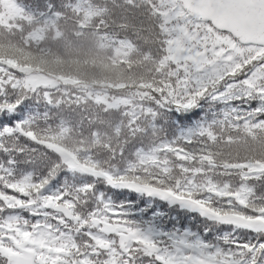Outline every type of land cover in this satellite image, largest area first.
Masks as SVG:
<instances>
[{"label": "snow or ice", "instance_id": "6c2138e0", "mask_svg": "<svg viewBox=\"0 0 264 264\" xmlns=\"http://www.w3.org/2000/svg\"><path fill=\"white\" fill-rule=\"evenodd\" d=\"M0 264H264V0H0Z\"/></svg>", "mask_w": 264, "mask_h": 264}, {"label": "trees", "instance_id": "16d2710c", "mask_svg": "<svg viewBox=\"0 0 264 264\" xmlns=\"http://www.w3.org/2000/svg\"><path fill=\"white\" fill-rule=\"evenodd\" d=\"M132 200H134V198L137 199V197L135 195H132L130 197H128ZM141 206H143V201H141ZM158 207L161 208H169L166 204H163L162 202H158ZM169 215L172 217H177L179 219V226H197L200 223V219L197 217L195 220H193L192 216L193 214H189V213H185L179 209H170L169 208ZM176 221L172 220V221H167L166 223L168 224V226L170 227V225H172L173 223H175Z\"/></svg>", "mask_w": 264, "mask_h": 264}, {"label": "flooded vegetation", "instance_id": "af4514ba", "mask_svg": "<svg viewBox=\"0 0 264 264\" xmlns=\"http://www.w3.org/2000/svg\"><path fill=\"white\" fill-rule=\"evenodd\" d=\"M124 197H121V199H123ZM134 200H137L136 198H134ZM141 203V202H140ZM161 210H163V211H166V212H169L170 210H169V208H161V207H159ZM171 226V225H170Z\"/></svg>", "mask_w": 264, "mask_h": 264}]
</instances>
